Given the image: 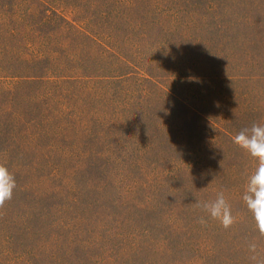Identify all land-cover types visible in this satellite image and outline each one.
Instances as JSON below:
<instances>
[{
    "label": "rangeland",
    "instance_id": "374dc122",
    "mask_svg": "<svg viewBox=\"0 0 264 264\" xmlns=\"http://www.w3.org/2000/svg\"><path fill=\"white\" fill-rule=\"evenodd\" d=\"M253 123L264 0H0V264H250Z\"/></svg>",
    "mask_w": 264,
    "mask_h": 264
},
{
    "label": "clouds",
    "instance_id": "9594fccd",
    "mask_svg": "<svg viewBox=\"0 0 264 264\" xmlns=\"http://www.w3.org/2000/svg\"><path fill=\"white\" fill-rule=\"evenodd\" d=\"M233 142L257 161L256 167L248 175L242 200L252 213L259 235L264 237V124L253 123L251 127L242 128L233 137ZM15 188L14 175L5 165L0 164V208L12 198ZM196 207L211 219L217 220L225 229L235 223L223 191H219L213 200L197 201ZM198 223L203 225L207 220L201 216ZM247 251L250 264H264V249L260 248L255 239L247 241Z\"/></svg>",
    "mask_w": 264,
    "mask_h": 264
}]
</instances>
